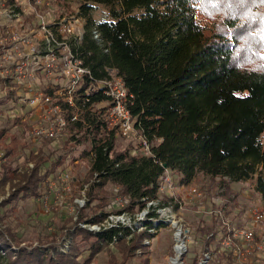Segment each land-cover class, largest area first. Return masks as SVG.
Masks as SVG:
<instances>
[{"label":"trees","instance_id":"16d2710c","mask_svg":"<svg viewBox=\"0 0 264 264\" xmlns=\"http://www.w3.org/2000/svg\"><path fill=\"white\" fill-rule=\"evenodd\" d=\"M65 1L56 0L59 6ZM76 1L78 12L72 14L77 13L85 29L76 47L79 56L96 80L106 77L107 67L119 71L132 95L129 109L135 129L151 150L150 155H134V147L118 149L121 138L106 129L105 111L110 99L102 90L84 95L86 98L78 102L80 119L69 125L62 149L73 142L88 144L82 155L89 158L90 173L97 180L88 193L90 203L97 199L105 203L93 216L86 213L89 206L81 210L79 221L100 223L110 213L109 199L101 197L108 185L128 198L124 211L145 209L159 199L166 170L182 185L191 184L199 174L232 182L256 177L255 190L264 203V13L260 11L264 4L260 0H232L231 4L225 0L211 5L207 12L223 11L227 23L211 29L199 19L204 5L198 0ZM95 6L107 10L105 20H94ZM95 31L100 41L94 38ZM9 98L0 104L4 106ZM18 124L16 121L13 126ZM42 142L37 154L31 151L33 169L27 166L19 172L2 164L0 190L10 184L12 191L0 202V209L23 199L42 197L47 176L63 165V156L52 161L51 153L44 154L50 142ZM155 216L153 211L149 217ZM145 227L143 232L134 233L131 242H127L130 229L95 234L73 227L66 253L59 246L29 251L17 245L9 229H0V261L91 264L110 245L123 247V254L133 257L152 237L153 223ZM215 233L205 237V251L219 250ZM84 244L87 249H82ZM84 253L87 255L80 262ZM203 254H194L191 264H199ZM219 258L235 261L229 252ZM109 264L120 263L112 256Z\"/></svg>","mask_w":264,"mask_h":264},{"label":"built area","instance_id":"2783aa9c","mask_svg":"<svg viewBox=\"0 0 264 264\" xmlns=\"http://www.w3.org/2000/svg\"><path fill=\"white\" fill-rule=\"evenodd\" d=\"M84 34L83 20L77 13H61L56 0H0V101H6L10 96L5 108L0 104L1 107L10 121H19L26 127L34 141L46 140L57 147L68 134L69 125L80 119L78 102L86 98L84 95L102 90L110 99L105 111L107 131L121 139L136 142L132 154L142 152L150 155L149 142L135 129V120L129 109L132 95L119 71L107 67L106 77L96 80L79 56L76 47ZM94 38L100 41L97 31ZM27 166L33 169L34 163ZM58 169L47 177L52 188L51 197L60 202L64 199L60 192L70 194L73 180L68 168ZM56 177L57 182L54 181ZM56 183H60L61 188ZM85 192L75 199L79 210L87 204ZM183 192L189 198L199 200L201 210L204 209L206 194L198 187L179 184L166 170L159 199L150 202L145 209L136 213L124 211L128 198L118 195V189H115L112 205L119 206V210L108 213L100 223H80L79 227L95 234L112 229H130L132 236L146 228L137 229V226L155 211V219L169 222L175 229V235L179 234V241L175 236L171 264H185L183 259L189 253L191 231L177 217L174 208V200ZM44 199L47 205L49 197ZM213 201L219 209L211 213L223 216L220 199ZM154 205L155 210L151 211ZM246 214L249 226L232 227L223 222L225 230L215 236L219 250H206L199 264H211L225 252L231 253L240 264H251L256 258L259 262L264 261V234L257 237L255 231L264 223V209L252 207ZM178 246H181L180 251L176 249Z\"/></svg>","mask_w":264,"mask_h":264},{"label":"rangeland","instance_id":"374dc122","mask_svg":"<svg viewBox=\"0 0 264 264\" xmlns=\"http://www.w3.org/2000/svg\"><path fill=\"white\" fill-rule=\"evenodd\" d=\"M60 6L56 2V7L64 15L78 12L76 0H66ZM95 7L92 13L94 20L97 22L105 20L107 18V10L103 6ZM260 11L264 13V8L260 9ZM209 12L203 11L199 14V19L203 25L216 29L221 28L222 24H227L224 22L225 20L223 21V11L213 10ZM233 41L235 42V38ZM101 107H106V104H102ZM4 108L0 105V179L2 164L5 163L13 170L17 169L19 172H23L29 163H34L29 159L31 151H35L37 154V151L43 146V142H36L29 136L23 124L13 126V123L16 121H10L7 118ZM3 130H5L4 133H2ZM67 136L66 133L65 138ZM64 141H61L60 146L57 147H53L50 144L43 151L46 156L50 153L52 154V161L60 156L64 157V163L59 167L58 171L65 168L70 170L73 180L71 193L65 194L60 192L64 194V199L57 202L54 197H51L53 195L51 192L52 188L50 181H48L49 177H47L45 186L41 190L42 197L23 199L0 209V229L2 231L9 229L15 235L13 239L17 242V245L20 244L21 248H26L29 251L38 247L59 246L60 251L64 253L68 252L71 244L69 230L73 227H79L80 223H86L79 221L80 211L89 206L86 213L88 216H93L96 212L100 211L98 208L102 207L105 203L104 201H100V199L90 203L88 193L97 180L90 173L89 158L82 155L83 151L88 148V144H75L73 142L68 146V149H62L64 146L62 142ZM262 142L264 144V135ZM129 146L133 149L137 144L134 141L125 139L118 141V149L120 150L126 149ZM45 171L44 169L43 172ZM54 181L57 182V177ZM56 185L61 188L60 183H56ZM186 186L198 187L206 194V198L203 201V210H201L202 204L199 200L189 198L184 192L174 200L177 217L181 218L184 221L183 225L191 231L189 253L185 256V264L192 263L191 258L194 254L201 256L205 252L203 241L206 236L208 238V236H213L215 232L217 235V232L225 230L223 222L229 223L232 227L249 226L250 221L246 212L252 207L264 209L262 197L255 190L256 177L249 181L232 182L228 178L212 179L199 174L191 184ZM58 187L55 188L59 190ZM11 191L10 184L2 188L0 190V202L9 198ZM83 192L86 194L87 204L83 209L79 210L75 205V199L80 198ZM45 197H49L47 205L44 203ZM101 197L106 198V200L107 198L109 199L110 204L107 207V212L119 210V206L112 205L115 199V188L108 185L107 192L105 191V194H101ZM214 199H220L221 206L223 207L221 210L224 211L223 216L219 217L211 213L212 210L219 209L215 202L212 203ZM153 207L151 211L155 210V205ZM136 212L138 210L134 213ZM160 220L150 219L146 216L137 226V229L144 228L147 223L151 222L155 229L151 231L152 237L143 242L144 247L137 250L133 257L123 254L121 249L123 247L119 248L115 247V245H110L109 248H105L100 252L91 264H109L112 256L120 264H171L170 258L173 255L175 246V229L170 223L165 224ZM144 230L145 228L135 233H141ZM255 231L257 237L263 235L264 223L259 225ZM133 235L127 238V242H131ZM81 247L82 249L88 248L86 244ZM16 249L18 250V247ZM86 255L87 253L82 255L80 262H82L83 257ZM221 255L219 254L218 256ZM7 260L3 258L0 264H7ZM211 264L240 263L236 260L229 263V261L218 257ZM251 264L262 263L256 258Z\"/></svg>","mask_w":264,"mask_h":264},{"label":"snow or ice","instance_id":"6c2138e0","mask_svg":"<svg viewBox=\"0 0 264 264\" xmlns=\"http://www.w3.org/2000/svg\"><path fill=\"white\" fill-rule=\"evenodd\" d=\"M222 2H225V0H198V3H201L204 5L203 10L206 12L208 11L209 6L219 4ZM239 2L244 3V2H246V0H239ZM227 3L231 4L232 0H227ZM260 3L264 4V0H260ZM209 14H211V13L209 12ZM262 39H264V37H262ZM262 50H264V49H262Z\"/></svg>","mask_w":264,"mask_h":264},{"label":"bare ground","instance_id":"6f19581e","mask_svg":"<svg viewBox=\"0 0 264 264\" xmlns=\"http://www.w3.org/2000/svg\"><path fill=\"white\" fill-rule=\"evenodd\" d=\"M176 239L179 241V234L177 233L176 235ZM177 251H180L181 250V246H178L177 248ZM176 261H173V263H175Z\"/></svg>","mask_w":264,"mask_h":264},{"label":"water","instance_id":"95a60500","mask_svg":"<svg viewBox=\"0 0 264 264\" xmlns=\"http://www.w3.org/2000/svg\"><path fill=\"white\" fill-rule=\"evenodd\" d=\"M163 223L168 224L169 222L163 221Z\"/></svg>","mask_w":264,"mask_h":264}]
</instances>
